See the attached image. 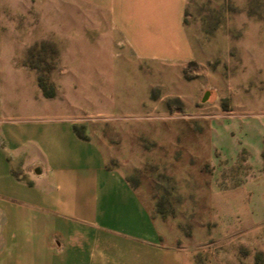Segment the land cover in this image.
I'll use <instances>...</instances> for the list:
<instances>
[{"label": "rangeland", "instance_id": "1", "mask_svg": "<svg viewBox=\"0 0 264 264\" xmlns=\"http://www.w3.org/2000/svg\"><path fill=\"white\" fill-rule=\"evenodd\" d=\"M89 12L88 0H0V118L35 106L29 69L49 91L65 79L64 107L89 125L77 131L105 142L165 243L188 264H264V204L248 189L264 173L248 130L264 112V0H188L196 57L180 64L122 41L101 49L107 27L94 32Z\"/></svg>", "mask_w": 264, "mask_h": 264}, {"label": "crops", "instance_id": "2", "mask_svg": "<svg viewBox=\"0 0 264 264\" xmlns=\"http://www.w3.org/2000/svg\"><path fill=\"white\" fill-rule=\"evenodd\" d=\"M88 2L92 30L107 27L92 38L101 49L122 41L140 59L180 64L196 57L188 0ZM59 49L65 65L67 47ZM29 70L38 102L22 119L0 118V264H188L161 239L136 189L109 166L105 142L77 133L89 125L64 107L65 79L47 97ZM253 113L263 115L248 127L263 165L264 112ZM258 178L248 189L264 204V173Z\"/></svg>", "mask_w": 264, "mask_h": 264}, {"label": "trees", "instance_id": "3", "mask_svg": "<svg viewBox=\"0 0 264 264\" xmlns=\"http://www.w3.org/2000/svg\"><path fill=\"white\" fill-rule=\"evenodd\" d=\"M38 84H39L40 88L42 89L43 94H44L45 96H47V97H51V96H53V95L55 94V90H54V88H53L52 90H50V91L47 90V89L45 88V83H43L42 81H40V79H38ZM76 131H77V129H76ZM77 133L79 134V136L82 137V134H81V133H79L78 131H77Z\"/></svg>", "mask_w": 264, "mask_h": 264}]
</instances>
